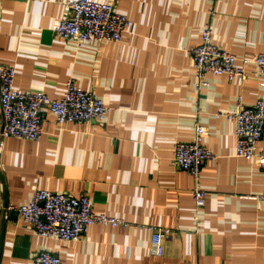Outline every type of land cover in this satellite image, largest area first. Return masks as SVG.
Segmentation results:
<instances>
[{
  "label": "crops",
  "instance_id": "obj_1",
  "mask_svg": "<svg viewBox=\"0 0 264 264\" xmlns=\"http://www.w3.org/2000/svg\"><path fill=\"white\" fill-rule=\"evenodd\" d=\"M71 1L0 0V68L15 69L17 91L58 99L73 80L110 108L102 123L58 126L44 114L39 140L1 141L0 264H30L43 252L62 264H264L256 201L264 173L235 156L234 124L221 116L252 106L264 88L250 68L244 82L208 74L201 86L188 54L204 28L236 57L264 53V0H93L132 24L118 43L81 44L55 33ZM195 125L213 155L200 171L199 210L195 181L171 165ZM37 190L87 196L94 212L128 226L93 225L60 242L38 237L13 211L2 218L4 205H24ZM148 227L173 232L159 256Z\"/></svg>",
  "mask_w": 264,
  "mask_h": 264
},
{
  "label": "built area",
  "instance_id": "obj_2",
  "mask_svg": "<svg viewBox=\"0 0 264 264\" xmlns=\"http://www.w3.org/2000/svg\"><path fill=\"white\" fill-rule=\"evenodd\" d=\"M67 15L55 28L56 35L75 43H118L132 22L116 12L112 4L97 3L93 0H76L66 4ZM200 45L191 48L194 76L201 86H206L208 74L224 75L228 80L238 78L246 81L247 68L254 71L264 88V53L253 57H236L213 45L211 32L204 28L201 32ZM15 69L12 66L0 68V146L3 139L13 137L28 141L40 139L43 115L53 117L58 126L82 124L84 122L102 123L110 108L90 92L82 90L73 80L65 83L64 92L58 99L47 95L22 93L14 88ZM234 124L232 137L235 143V156L244 161L255 163L264 173V97L259 98L249 107L221 115ZM206 128L195 125L193 140L189 143H176L173 147L171 165L175 171L189 174L196 183L192 191L195 209H202L205 204V192L200 189V171L202 166L213 158L202 139ZM263 145L260 146V143ZM256 201L264 204V189L256 196ZM13 211L18 219L34 234L43 239L60 242L79 241L93 225L127 227L121 219L96 213L92 209L89 197L81 195L71 197L64 194L37 190L28 203L21 206L3 207V212ZM1 213V209H0ZM151 251L159 256L162 246L169 241L173 232L170 229L148 227ZM30 264H62L49 253H39L31 258Z\"/></svg>",
  "mask_w": 264,
  "mask_h": 264
},
{
  "label": "water",
  "instance_id": "obj_3",
  "mask_svg": "<svg viewBox=\"0 0 264 264\" xmlns=\"http://www.w3.org/2000/svg\"><path fill=\"white\" fill-rule=\"evenodd\" d=\"M4 207H5V205H4ZM4 212H3V214H2V218H4ZM4 223V220L2 221V224ZM0 248H1V241H0Z\"/></svg>",
  "mask_w": 264,
  "mask_h": 264
}]
</instances>
